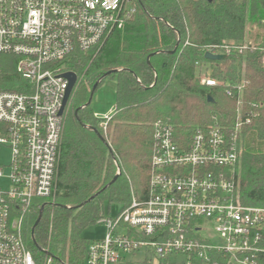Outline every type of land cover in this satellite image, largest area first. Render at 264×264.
Returning a JSON list of instances; mask_svg holds the SVG:
<instances>
[{
  "label": "built area",
  "instance_id": "built-area-1",
  "mask_svg": "<svg viewBox=\"0 0 264 264\" xmlns=\"http://www.w3.org/2000/svg\"><path fill=\"white\" fill-rule=\"evenodd\" d=\"M135 11L134 0H0V149L12 153L5 166L10 188L0 187V264H67L48 250L39 263L22 228L38 199L56 195L68 111L67 105L61 113L69 84L65 62L78 48L102 45ZM250 44L208 45L205 52L240 56ZM4 55L24 80L21 91L2 88ZM198 66L201 84H224L236 98L234 125L229 132L217 124L197 129L187 142L172 124L156 122L148 196H133L115 218L99 220L105 235L88 242L83 264H132L129 257L141 249L147 254L141 264H218L222 257L226 264H264V206L244 205L236 192L238 136L251 121L243 109L247 83H221L212 76L213 63ZM111 116L103 117L104 129Z\"/></svg>",
  "mask_w": 264,
  "mask_h": 264
},
{
  "label": "trees",
  "instance_id": "trees-1",
  "mask_svg": "<svg viewBox=\"0 0 264 264\" xmlns=\"http://www.w3.org/2000/svg\"><path fill=\"white\" fill-rule=\"evenodd\" d=\"M134 4L136 11L124 28L113 30L98 47L76 49L65 62L78 82L65 118L56 195L38 199L22 225L39 263L48 250L67 264H82L89 242L83 232L105 217L106 206H127L133 196H148L156 122L172 124L177 137L187 142L197 129L215 124L229 132L236 119V98L227 94L224 84H201L198 63H213L212 76L221 83H247L243 109L251 121H245L238 136L236 192L242 204L264 206V0ZM248 36L255 45L251 42L240 56L206 57V46L242 43ZM2 58V88L21 91L24 80L12 56ZM109 76L117 78V94L104 129L103 118L88 101L95 84L96 91ZM226 263V257L219 258L218 264ZM160 264L177 263L165 259Z\"/></svg>",
  "mask_w": 264,
  "mask_h": 264
},
{
  "label": "rangeland",
  "instance_id": "rangeland-1",
  "mask_svg": "<svg viewBox=\"0 0 264 264\" xmlns=\"http://www.w3.org/2000/svg\"><path fill=\"white\" fill-rule=\"evenodd\" d=\"M244 42H252L253 45L254 39L251 37H247ZM116 94H117V78L116 77H107L98 87V89L94 92L91 106L98 117H106L109 114H112L115 109L116 103ZM12 161V153L11 150L8 148H1L0 149V165L3 166L4 177L0 178V187L2 189H9L10 188V181H9V169L5 166H8ZM123 209L122 204L113 202L110 205L106 206L105 210V218H115ZM106 232V223L104 221H98L97 223L87 227L83 235L87 239H95L101 238L105 235ZM212 240L214 243H218V240L215 236V233L212 232ZM150 257V256H149ZM133 264H141L146 258V250L141 249L135 255L129 257ZM153 264H157L158 261L154 259L152 261ZM52 264H60L58 262H53Z\"/></svg>",
  "mask_w": 264,
  "mask_h": 264
},
{
  "label": "water",
  "instance_id": "water-1",
  "mask_svg": "<svg viewBox=\"0 0 264 264\" xmlns=\"http://www.w3.org/2000/svg\"><path fill=\"white\" fill-rule=\"evenodd\" d=\"M206 57L208 59H210V60H218V59H221L223 56L219 55V54H214V53L208 52V53H206ZM62 75H63V77L68 79L69 84H68V88H67V91H66V95H65L64 101H63V106L61 108V113H63V111L65 110V108L69 104L72 92H73V90H74V88H75V86H76V84L78 82V75L74 71H67V72L63 73ZM96 86H97V84H95V86L93 87V90H92V93H91V97H90L88 103H90L91 100H92V97H93V94H94ZM209 99L212 100L211 97H209ZM76 114H77V111H76ZM40 219H41V215H39V217L37 218L34 226L32 227V230H31L32 236L34 235V230H35L37 224L39 223Z\"/></svg>",
  "mask_w": 264,
  "mask_h": 264
},
{
  "label": "crops",
  "instance_id": "crops-1",
  "mask_svg": "<svg viewBox=\"0 0 264 264\" xmlns=\"http://www.w3.org/2000/svg\"><path fill=\"white\" fill-rule=\"evenodd\" d=\"M96 115V114H95ZM102 238V237H101ZM95 239H98V238H95ZM92 240V239H89V241ZM83 264V263H82ZM133 264V263H132Z\"/></svg>",
  "mask_w": 264,
  "mask_h": 264
}]
</instances>
